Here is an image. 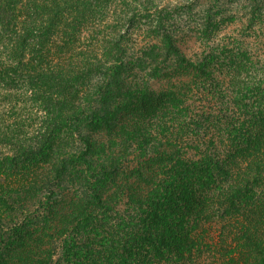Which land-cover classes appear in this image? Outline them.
<instances>
[{
    "label": "trees",
    "instance_id": "1",
    "mask_svg": "<svg viewBox=\"0 0 264 264\" xmlns=\"http://www.w3.org/2000/svg\"><path fill=\"white\" fill-rule=\"evenodd\" d=\"M135 8L0 0V264H264V77Z\"/></svg>",
    "mask_w": 264,
    "mask_h": 264
},
{
    "label": "rangeland",
    "instance_id": "2",
    "mask_svg": "<svg viewBox=\"0 0 264 264\" xmlns=\"http://www.w3.org/2000/svg\"><path fill=\"white\" fill-rule=\"evenodd\" d=\"M118 1L136 5L124 28L134 25L139 44L154 40L147 31H169L189 61L204 62L200 76H232L240 65L251 67L247 75L264 77V0Z\"/></svg>",
    "mask_w": 264,
    "mask_h": 264
}]
</instances>
